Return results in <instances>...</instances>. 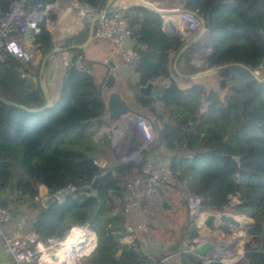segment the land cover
<instances>
[{"label": "trees", "instance_id": "16d2710c", "mask_svg": "<svg viewBox=\"0 0 264 264\" xmlns=\"http://www.w3.org/2000/svg\"><path fill=\"white\" fill-rule=\"evenodd\" d=\"M12 1L0 0V15ZM79 1L101 11L107 0ZM183 6L205 20L200 37L208 47L205 67L193 62L194 43L176 58L186 39L164 30L161 14L132 2L126 17L129 40L138 56L137 79L129 87L125 82L119 87L138 113L153 117L159 126L143 158L150 153L168 158L170 178L164 194L173 190L184 205L188 195H195L213 212L252 219L246 229L245 264H264V80L257 82L234 65L221 69L216 86L191 76L224 63H243L256 70L264 62V0H184ZM38 26L33 44L46 54L55 44L44 20ZM89 28L84 24L61 46L71 49L82 44ZM72 50L82 55L80 48ZM82 62L92 67L84 57ZM18 66L24 67L26 76L17 71ZM37 76L38 66L33 68L30 60L12 56L0 60V206L7 207L15 201L10 196L18 193L30 201L34 212L25 232L41 239H62L71 226L87 225L97 236L88 264H136L141 255L137 240L122 244L116 237L131 233L125 205L113 212L114 199H123L124 190L112 171L128 172L132 163H115L102 173L93 162L96 156H106L111 146L106 133L99 141L91 138V120L106 106L104 82L72 65L65 69L58 97L43 110L28 111L19 105L38 109L45 103ZM156 80L167 82L149 96L140 93L139 86ZM96 176L99 183L93 196L87 187ZM40 185L46 186L47 195L66 186L70 191L63 202L54 199L43 206ZM3 192L7 195L1 196ZM206 226L222 231L229 227L214 215L207 217ZM194 235L186 223L172 247L179 264H204L185 244Z\"/></svg>", "mask_w": 264, "mask_h": 264}, {"label": "built area", "instance_id": "2783aa9c", "mask_svg": "<svg viewBox=\"0 0 264 264\" xmlns=\"http://www.w3.org/2000/svg\"><path fill=\"white\" fill-rule=\"evenodd\" d=\"M30 1L13 0L9 9L0 15V60L12 56L21 61H29L25 40L22 36L29 31L34 34L37 33L39 31L38 21L41 18L37 10L29 8ZM58 3H64L72 11L76 24H90L95 19L93 36L109 41L118 50L128 69L135 72L138 56L134 53L129 41L130 26L126 17V3L114 1L101 11H97L79 0H56L55 4ZM42 6V4H37L36 8ZM172 18L178 26L180 38L186 39L189 34H194L200 26L198 18L190 12H181L173 15ZM164 19L163 17V21ZM82 59L81 54L72 49H67L62 58V63L65 69L73 65L81 72L94 74L93 68L86 66ZM16 69L22 76L27 75L24 67L18 66ZM121 96L127 101L129 111L113 118L104 110L102 114L106 116V123L103 125V130L110 137L112 149L118 148L120 142H124L125 148L122 147L120 150L117 157L118 163H132V167L128 172L122 174L112 172L114 175H118L119 185L124 190L129 205L139 208L155 195L160 197L156 186L159 185L162 189L166 186L165 183L170 178L169 161L166 156H160L156 153H150L143 158V152L153 141L159 126L154 122L153 117L138 113L131 102L123 95ZM122 126V131L113 132L115 127ZM93 162L102 169V173L111 168L106 158L96 156L93 158ZM69 191L70 187L66 186L55 190L51 195L60 203L65 200ZM16 195L19 196L18 193ZM186 202L195 231V235L189 241L188 249L195 254L194 249L197 246L208 242L214 249L213 254H195V256L204 264H209L213 260L224 261L222 258L215 257V244L211 241V237L202 233L207 217L214 215L217 218L220 213L212 211V213L207 214L206 207L202 206L200 199L195 195H188ZM11 216L12 211L8 206H0L2 248L14 264H55L56 254L62 251H65L68 256L67 262L62 264H79L80 259L84 256L83 251L88 247L93 248L97 241L96 234L87 225L71 226L67 235L62 239L55 237L41 239L33 232L11 233L5 228V225L10 223ZM50 255H53L54 259H51ZM238 256L234 259H237ZM158 257L154 260L146 259L137 264H157ZM5 263V260L0 258V264ZM166 264L169 263L166 262Z\"/></svg>", "mask_w": 264, "mask_h": 264}, {"label": "rangeland", "instance_id": "374dc122", "mask_svg": "<svg viewBox=\"0 0 264 264\" xmlns=\"http://www.w3.org/2000/svg\"><path fill=\"white\" fill-rule=\"evenodd\" d=\"M125 1H127L128 3H132V1L130 0H125ZM153 1H155V5L160 8H162L161 6L171 7L172 5L175 8H179L183 6L184 3V0H153ZM190 36H192V34H189L187 38H189ZM191 55L193 56L194 64H196L200 68L205 67L208 56V47L203 41V38H198L191 46ZM212 67H208L206 69L198 71L197 73L208 70ZM256 71H258L259 73L264 72V62L261 63L258 68H256ZM220 77H222L221 70L208 73L206 75H202V74L197 75L196 77L193 78L198 82H202V81L205 82L208 86H216V81ZM127 87H129V85ZM119 90L121 91L120 87ZM121 94L129 101V99L123 94L122 91ZM115 131H118L117 127L114 128L113 132ZM104 133L107 132L103 130V125L101 124L97 129L96 134L102 136V134ZM97 139L98 140L95 141H99V138ZM122 147L125 148L123 141L120 142V146L116 149H112V145H111L110 151L109 152L106 151L107 152L106 156H97V157L106 158L109 161L110 165H114L115 163L119 162L117 157ZM123 152L125 151L123 150ZM115 176L116 179L119 180L118 175ZM6 195H7L6 192H3L1 194V196H6ZM11 197L14 198L15 201L9 202L8 207L12 212H19L22 214L23 216L22 217L23 221L21 222L22 231H25L27 228V220L29 219V217H32L34 214L32 209L30 208L31 205L30 201L24 200L16 195H13ZM164 200L168 202L169 204L168 208L163 207L162 202ZM114 203L116 207L113 212L122 209L123 205H125L124 213L127 218V225L131 226L132 228L131 232L134 235V239L137 240L141 251V255L139 256L137 263H139L140 260H142L143 258L154 260L156 259L157 256L162 255V257L159 260L161 264H166V262L169 264H176L175 257H177V255L175 254V251L172 250V247L175 245L176 240H178L180 233L182 232V227H184L186 223H189V221L192 228L193 226H192V221L189 217V211L187 205L186 204L184 205L179 201V196L173 193V190L169 189L168 191H166L163 198L155 195L151 200L147 201V203H145L146 206H144L141 209L140 215L137 213L135 206L129 205V201L124 192H123V199H119L116 197L114 199ZM235 216L239 222L241 221L243 223L241 232H237L238 230L237 226L228 225L229 226L228 229L226 231H222L221 229L210 230L209 227L205 225V227L202 230V233L206 234V236L213 238V243L215 244L216 249L220 244H223L228 240L239 237V235H241L240 238L242 239L241 250L239 253L234 255L235 257H237L240 254V256H238L237 259H234L235 257L230 255V254L233 255L234 251H228L229 254V257L227 258L228 260H225L223 257L221 258L226 262L240 261L242 262V264H245L246 263L245 246L249 240L248 235L246 234V229L249 223H251L252 221L248 219L246 216H241V215H235ZM11 221H12V217L10 223ZM6 225L5 228H7ZM234 250L239 251L238 249H234ZM79 264H85L84 256L80 259Z\"/></svg>", "mask_w": 264, "mask_h": 264}, {"label": "crops", "instance_id": "0c3cea01", "mask_svg": "<svg viewBox=\"0 0 264 264\" xmlns=\"http://www.w3.org/2000/svg\"><path fill=\"white\" fill-rule=\"evenodd\" d=\"M115 1H123L124 3L127 4V6L129 4L125 0H115ZM148 1L155 4V1L153 0H148ZM36 5H33L30 1L29 8L32 10H37L40 13L41 15L40 20H44L47 29L51 32L52 40L55 46H61L64 38L76 34L84 26L82 24H76L74 14L64 3L55 4L54 7L51 9H48L49 6L47 4H42L43 6L41 8H36ZM161 7L175 8L173 5L171 7L170 6H161ZM22 38L25 40L27 55L29 57V60L31 61L33 68L38 66V71H39L40 63L43 57L45 56V54H42L40 50L37 49L33 44L34 33L32 31L27 32L25 35L22 36ZM130 44L132 45V41H130ZM66 50L67 49L58 50L55 53L49 54L44 64L42 79H43L44 87L47 93L49 94L50 102L56 99L59 95L62 78L65 73V68L62 63V58L64 57ZM82 56L86 60L92 62V68L96 75L97 81L99 82L103 81L105 83L108 74L114 75L115 82H114L113 90L118 92L120 95H122L121 91L119 90V86L121 83L125 82L127 85H130L137 79L136 73L128 69V67L125 65L122 58L120 57L118 50L107 40L98 39L92 36L89 42L83 48ZM37 80H38V76H37ZM164 82L167 81L162 80L160 81V84ZM110 93L111 90L107 89L106 87L103 89V97L106 103L108 101V97ZM105 121H106V116H104V114H101L98 118L91 120V122L94 125L93 134L91 136L92 140L95 141L98 140L97 138L101 137V135L96 134V131L101 124L104 125L106 123ZM46 193H47L46 186L40 185L39 199L47 195ZM144 206L146 205L143 204L139 208L136 207V211L139 215L141 213V209ZM206 213L210 214L212 213V210L206 208ZM11 217H12L11 223L6 225L7 230L11 233H24L25 231H22V225H21V222L23 221L22 214L19 212H12ZM250 220L252 221V219ZM240 224H241L240 226H237L238 228L237 232L242 231L243 223ZM128 229L132 230L131 226H128ZM118 240L120 243L124 244V243H131L135 239H134V235L131 232L128 235H123L122 237H119ZM189 241L190 239H187L185 241V244L188 246H189ZM211 241L213 242V238H211ZM95 247H96V243L94 244L93 248L88 247L83 251L85 264H88L87 257L90 255V253L93 251ZM119 253H120V249L118 250L117 254ZM175 254L177 255V257H175L176 264H179L178 252H175ZM0 258L5 260L6 262L5 264H14L10 260V257L3 251L1 238H0Z\"/></svg>", "mask_w": 264, "mask_h": 264}, {"label": "water", "instance_id": "95a60500", "mask_svg": "<svg viewBox=\"0 0 264 264\" xmlns=\"http://www.w3.org/2000/svg\"><path fill=\"white\" fill-rule=\"evenodd\" d=\"M115 0H107L106 1V8ZM132 1L134 4L146 7L148 9L153 10L154 12L161 14L163 17H165L164 21H163V28L166 29L169 33H171L172 35L175 36H179L178 35V26L177 24L174 22L172 16L181 12H190L191 14L195 15L199 22H200V26L198 28V30L192 34V36H190L189 38H186V43L181 47V49L178 51V53L176 54V58L183 53L192 43H194L198 38H200L202 36V34L205 31V20L204 18L195 10H190L187 9L185 7H179V8H160L157 7L154 3L148 1V0H130ZM31 3L33 5L36 4H47L49 6L48 9H51L54 7L56 0H31ZM94 20L93 19L90 22V28H89V34L86 38V40L80 44V45H74L71 46V49L73 48H80L81 50H83V48L86 46V44L89 42V40L91 39V37L93 36V24H94ZM65 48L61 47V46H54L49 52H47L45 54V56L43 57L40 66H39V71H38V82L40 85V88L42 90V93L44 95V99H45V103L41 108H26L24 105H19L21 108H24L28 111H37V110H43L45 109L49 104H50V98H49V94L47 93L44 84H43V79H42V74H43V68H44V64L46 61V58L48 57L49 54L51 53H55L58 50H63ZM231 65L234 66H238L240 67L242 70H244L249 76H251L252 79H254L257 82H261L264 80V75L260 76V73L256 70H253L251 68H249L248 66H246L243 63H238V62H233V63H224L221 65H216L213 66L212 68L202 71L200 73H195L192 74V77H196L197 75H206L208 73H212L218 70H221L223 68L229 67ZM114 82H115V78L113 74H108L106 80H105V87L109 90H111V93L108 97V101L106 103L105 106V111H107L109 113V115L113 118L121 116L123 114H126L129 111V106L127 104V101L116 91L113 90L114 88ZM160 85V81L156 80L153 82H148L145 85H141L139 86V91L140 93L144 94V95H151L153 89ZM7 102V101H6ZM242 105H241V100L239 101L238 104V108L241 109ZM99 183V176H96L92 182L89 184V186L87 187L88 190L91 191L93 196L97 195V186ZM156 190L158 192V195L163 198L164 197V191L163 189L157 185L156 186ZM54 200L53 196L51 194L45 195L41 198V203L43 206H47L50 202H52ZM163 207L168 208V202L166 200H164L162 202ZM219 223H221V225H231V226H238L239 225V221L236 219V216L228 213V212H221L219 214V216L217 217ZM123 234L122 233H116V237H122ZM195 254L197 255H211L214 252L213 247L211 246L210 243L205 242L203 244H200L199 246H197L194 249ZM51 259H54L53 255L49 256Z\"/></svg>", "mask_w": 264, "mask_h": 264}, {"label": "bare ground", "instance_id": "6f19581e", "mask_svg": "<svg viewBox=\"0 0 264 264\" xmlns=\"http://www.w3.org/2000/svg\"><path fill=\"white\" fill-rule=\"evenodd\" d=\"M122 129H123V126L118 127L119 131H122ZM240 223H242V222L240 221L238 226L241 225ZM240 238H241V235H239V237L232 238L223 244L218 243L220 245L218 246L217 249L215 248L216 249L215 257H219V258L223 257L225 260H228L227 258L229 257V254H228L227 250L228 251H234L233 255L230 254L231 256H234L235 254L239 253L241 250V246H242V242H241L242 239H240ZM234 249H238L239 251H235ZM225 255H226V257H225ZM67 257L68 256L65 253V251H62L59 254H56L55 264H62L64 262H67Z\"/></svg>", "mask_w": 264, "mask_h": 264}]
</instances>
